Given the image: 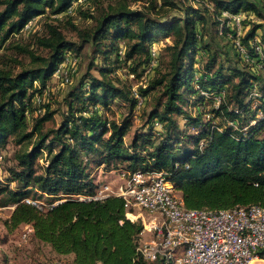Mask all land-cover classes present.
<instances>
[{"label":"trees","instance_id":"obj_1","mask_svg":"<svg viewBox=\"0 0 264 264\" xmlns=\"http://www.w3.org/2000/svg\"><path fill=\"white\" fill-rule=\"evenodd\" d=\"M97 3L100 0H0V50L18 49L8 40L47 12L77 13L94 22L81 32L73 26L79 45L66 40L58 25L45 24L44 32L34 36L46 55L27 46V69L14 73L0 64V147L9 138L17 145L26 143L8 170L7 184L15 188H0V206H13L6 228L31 226L38 242L56 255H71L72 264H147L137 252L141 225L125 217L122 199H78L93 196L98 187L91 165L163 171L187 209L264 208V27L252 24L240 39L247 60L237 51L233 62L226 64L205 42L209 27L218 34L221 11H243L263 21L264 10L251 0H199L195 9L165 1L158 10L149 0L148 9L157 17L131 10L125 0L107 5L98 17L84 9L85 4ZM182 7V17L158 18L165 10ZM227 31L224 28L223 34ZM255 36L260 54L250 45ZM165 38L161 47L168 54L167 72L152 78L145 89L132 91L118 83L114 74L125 64L132 74L150 72L155 67L146 72L154 59L151 45ZM87 44L93 58L101 61L100 66L89 63L98 76L88 71L65 98L66 117L57 128L45 129L53 114L39 116L33 99H41L46 81L65 58L77 56ZM18 63L23 62L14 64ZM35 81L39 88L33 86ZM157 88L159 94L145 120L147 132L135 133L127 144L131 121L108 120L106 109L121 103L131 114L137 103L134 92L145 99ZM215 96L220 97L217 106ZM189 106L207 107L211 119L191 117ZM178 117L190 121L197 128L195 134L186 136ZM219 118L222 122L215 123ZM156 123L161 126L159 136L154 134ZM41 196L52 206L45 210L37 206ZM76 220L85 221L88 228L68 232Z\"/></svg>","mask_w":264,"mask_h":264},{"label":"rangeland","instance_id":"obj_2","mask_svg":"<svg viewBox=\"0 0 264 264\" xmlns=\"http://www.w3.org/2000/svg\"><path fill=\"white\" fill-rule=\"evenodd\" d=\"M129 5L131 10L141 11L144 13L151 14L152 17L155 16L152 10H149V0H125ZM156 5V9L163 8L162 4L165 1H173V2H181L180 5L184 8H198L197 4H192V0H153ZM255 3H259V6L264 10V0H251ZM121 0H100V3L96 5L88 6L87 4L83 5L84 9L90 8L93 16L98 17L101 13L106 11L107 5H116ZM182 9H171L165 10V12L161 13L158 18L161 21H164L172 16H184ZM2 7L0 6V9ZM242 22L238 29L234 28L232 31L228 32V35H220L215 34V30L213 28L207 29V35L205 36V42L209 44L211 51H216L220 60L224 61L227 64V60L233 62L234 55L237 51L240 50L237 48V43H240V39L244 37L248 29L252 24H262L264 27V20H257L253 14L241 12ZM72 18V20H70ZM71 22V25L68 24ZM93 21L90 19H83L79 14L75 13L72 15L68 14H60V15H50L48 12L42 16L33 19L30 23H28L24 30L20 31L17 35L12 36L8 42L17 46L18 49L14 47L8 49L0 50V64H7L8 67L14 70V73H19L24 69L29 67L30 58L26 56V47L29 46L31 50H33L36 54L46 55V50L43 48L37 47L35 43V36L44 32L45 24H53L58 25L61 33L64 38L69 42H75L77 45L80 44L79 34L77 30L80 32L83 29H88L92 27ZM251 23V24H250ZM231 30V29H230ZM168 38L163 39L161 42H154L151 45L150 51L152 55H155V67L150 70L147 74L144 71L139 70L138 76L136 74H132L129 71L128 64L123 65L120 69L116 71L114 74L115 78L119 79L118 83H123L132 91L138 89H145L149 82H151L152 78L160 73L167 72V60L168 54L164 51V48L161 46L165 45ZM122 44V43H121ZM82 51L77 56L72 54L71 57L77 58L75 65L67 66L62 75H67L69 79V83L62 84L61 78L55 77L53 75L49 80L46 81V91L42 93L41 99H38L36 96L33 101L35 103V107L37 108L39 116H43L46 112L52 113V119L44 124L45 129L57 128L61 121L66 117V105L65 98L67 97L69 91L77 84V82L86 76L89 71L91 74L98 76V73L95 68H92L91 65L89 67V63L98 64L100 66V59L95 57L93 58V54L91 53L90 46L87 44L82 47ZM244 50V49H242ZM242 55V52H241ZM243 55H245L243 53ZM233 58V59H232ZM243 58V57H242ZM199 57H196L198 60ZM15 61H20L23 63L14 64ZM240 66V65H239ZM33 86L39 88L40 84L38 81L33 83ZM158 88L152 92H150L144 99L143 105L138 110L135 109L131 114L128 113L127 107L122 105L121 103L112 104L108 107L107 112L105 113V118L108 120H114L117 122H121L125 118H129L131 121V126L129 131L125 136V142L128 144L133 138L134 134L146 133L147 127L145 126V120L147 119V114L153 107L156 101V97L158 96ZM48 106V108L46 107ZM187 111L191 117L200 116L203 121H207V119L211 118V114H209V109L207 107L204 108H193L192 106L187 107ZM203 115V116H202ZM179 128H181L186 136H191L195 134L197 128L194 125H191L190 121L183 119V117H178ZM201 120V121H202ZM221 119H217L215 123H221ZM31 123V122H29ZM31 128V126H29ZM155 134V132H154ZM156 135V134H155ZM157 136V135H156ZM204 142V141H203ZM17 145L9 138L6 145L0 147V188L9 187L10 189L15 188V184L8 183V170L14 165V155L25 146ZM40 164H43L44 161L40 158ZM125 164H119V169L125 168ZM91 175L94 179V182L97 186L102 185H110L112 187H117L120 184L119 176L117 171L119 169L106 170L103 166H94L91 165ZM177 195L180 196V193L177 192ZM29 199H31L29 197ZM28 199V201H30ZM37 206L45 210L48 207H51L52 204L49 201V198L46 196L37 197ZM3 200L0 195V202ZM32 200V199H31ZM36 203V201H33ZM13 210V206L1 207L0 206V264H72V257L70 256H59L56 255L51 248L43 243L38 242L33 237V230L27 236V238L23 239L22 235L28 230L26 225H21L16 229L9 230L6 228V222ZM88 225L85 221H75L68 232L73 231H83L87 229Z\"/></svg>","mask_w":264,"mask_h":264},{"label":"built area","instance_id":"obj_3","mask_svg":"<svg viewBox=\"0 0 264 264\" xmlns=\"http://www.w3.org/2000/svg\"><path fill=\"white\" fill-rule=\"evenodd\" d=\"M198 2L192 0V4ZM240 13L221 11L217 16L220 21L218 33L223 35L225 28L228 30L225 35H228L229 31L238 29L243 19ZM258 42V36H255L250 45L260 54ZM237 45L247 60L240 43ZM154 59L146 72L155 66ZM76 60L67 56L54 73L55 77L61 78L62 84L69 83V79L61 73L67 66L75 65ZM134 96L138 110L144 99L135 92ZM215 97L217 106L220 97ZM160 129V124L156 123L154 132L157 136ZM117 174L120 180L117 187L99 185L93 196L78 199L100 201L110 196L122 199L125 217L141 225L137 252L147 264H264V208L250 205L227 210L187 209L163 171L119 169ZM26 227L28 230L22 235L23 239L32 231L31 226Z\"/></svg>","mask_w":264,"mask_h":264},{"label":"crops","instance_id":"obj_4","mask_svg":"<svg viewBox=\"0 0 264 264\" xmlns=\"http://www.w3.org/2000/svg\"><path fill=\"white\" fill-rule=\"evenodd\" d=\"M70 257H72L71 255H69Z\"/></svg>","mask_w":264,"mask_h":264}]
</instances>
